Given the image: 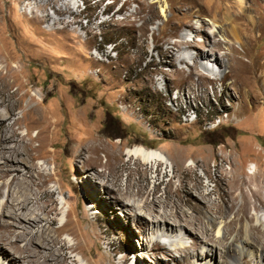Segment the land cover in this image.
<instances>
[{"label":"rangeland","instance_id":"rangeland-1","mask_svg":"<svg viewBox=\"0 0 264 264\" xmlns=\"http://www.w3.org/2000/svg\"><path fill=\"white\" fill-rule=\"evenodd\" d=\"M209 1L219 0H0V69L16 83L14 89L32 87L23 106L34 96L42 100L50 120L59 122L48 132L47 125L35 118H23L24 125L39 127L47 143L54 139L59 144L44 146L40 159L32 160L50 174L46 190L53 191L57 202L53 206L58 208L50 229L61 227L57 229L61 239L74 246L68 258L59 257L53 264H214L208 258L185 259L186 247L199 238L184 230L167 233L151 224L145 230L110 191L114 185L125 192L131 184L132 193L143 188L158 196L171 192L186 198L182 181L196 197L210 193L206 199L224 208L230 162L240 175H248L251 167H264V81L251 71L242 77L243 83L238 78L233 85L229 76L220 81L216 75L220 65L205 78L190 73L193 48H181L187 62L178 59L175 67L164 58L170 45L184 39L211 51L208 39L222 42L221 34L213 35L212 12H205ZM232 1L237 7L239 2L249 7L253 3L254 10H247L251 16L264 11V0ZM201 24L206 30L198 33L195 29ZM258 34L252 36L251 43L255 41L248 53L253 64L264 59V29ZM225 48L218 51L224 59ZM201 63L213 65L207 59ZM18 116L19 110L9 121ZM35 129L30 136L37 134ZM18 131L26 135L25 126ZM91 140L111 151L123 152L135 144L161 149L174 162V170L122 154L109 173L103 152L93 163L95 155L87 152ZM32 143L38 147V141ZM226 143L230 146L222 152ZM9 181L10 176L0 178V215L9 198ZM15 197L16 193L10 201ZM126 199L136 211L148 213L143 196L130 194ZM42 205L34 208L41 212ZM182 210L192 212L186 204ZM203 211L204 221L215 216L222 226L234 216L220 218L206 206ZM250 213L264 229V208L252 207ZM1 219L16 225L18 237L11 238L24 246L27 241L18 234L23 223L8 215ZM214 234L221 238L216 229ZM229 237L235 239V233ZM35 247L36 243L31 246ZM203 248L207 246L201 243L198 251ZM56 250L53 247V255ZM244 250L254 253L252 246L245 245ZM217 256L220 259L219 251ZM240 257L237 254V260ZM21 259L15 262L0 255V264H31L28 257Z\"/></svg>","mask_w":264,"mask_h":264},{"label":"bare ground","instance_id":"bare-ground-1","mask_svg":"<svg viewBox=\"0 0 264 264\" xmlns=\"http://www.w3.org/2000/svg\"><path fill=\"white\" fill-rule=\"evenodd\" d=\"M200 7L203 6L201 5ZM205 9L208 14L212 12V26L216 27L213 35L221 34L224 38L221 40L222 42L208 39L211 51L195 44V42L184 39L178 44L170 45L164 51V58H168L170 65L175 67L178 59L181 62H187V56L180 51L181 48H193L194 52L191 56L193 58V69L191 68L190 73H198L200 74L199 76L205 78L206 72L213 73L215 65H220L223 68H219L218 74H216L217 79L220 81L229 76L231 84L234 85L237 83L238 78L242 81V77L250 71L256 74L257 79L261 78L264 81V59L260 61L258 57L259 62L256 60L253 64L250 60L251 56L249 57L250 46L255 41L252 40L253 42L251 43L252 36L256 33L260 34L264 29V11L261 13L257 12L254 16H251L247 10H254L253 3L249 7L243 2H239L237 7L232 0H225L224 2L219 0L216 3L212 1ZM162 12L165 14V9H162ZM205 30L204 24L197 26L195 29L198 33L205 32ZM221 46H226V59L218 55ZM112 49L109 48L108 50L112 51ZM96 51L98 52V50ZM205 59L213 62V65L201 63V60ZM177 72L182 74V71ZM15 85L16 83L8 80L7 75H4L0 69V163H2L0 165V178L6 179L10 176L9 184L8 182L6 183V186L9 187V198L4 203L0 215V255L10 256L15 262L22 261L21 258L26 259L28 257V262L31 264H53L54 259L58 261L59 257L61 259L68 258V254L73 253L72 247L74 246L68 245L65 240L61 239V235L57 233V229L61 227H57L55 231L50 229L57 221L56 215L58 211V208L53 206L54 203H57L56 199L53 198V191L46 190L50 174L46 169L44 170L37 163L32 162V160L35 158L40 159L42 155L39 152L44 146L50 144L51 147H58L59 144L54 142V139H50L47 143L46 139L41 136V130L37 131L39 127L36 124L24 125L23 118L28 115L35 118L38 123L47 125L48 132L55 131L59 126V122L50 120L49 112L41 108L42 100L38 98L36 100L34 96L30 100L28 99L29 102L23 106V100L29 95L32 87H27L26 89L23 87L24 84L14 89ZM18 110L19 116L14 122H10L9 120ZM240 111L241 109L239 108L237 112L240 113ZM16 125H19L18 128H15ZM21 126H25L26 135L18 131ZM34 128H36L37 134L30 136V131ZM26 136L28 139H26ZM33 141H38V147L33 146ZM228 146L230 145L226 143L220 150L224 152ZM87 152L95 155L93 163L99 160V153L103 152L104 155H101L105 158V167L109 169V173L115 170V162L122 154L139 160L144 164L163 163L170 165L172 170H174L175 166L170 157L161 149L146 148L142 144L126 147L122 152L120 150L111 151L102 142H93L91 140ZM78 154L81 155L82 151H79ZM230 163L233 166L225 180V193L222 197L224 208L206 199L210 193L202 195L201 198L196 197L191 188L182 181V188L187 192L186 198H182L178 193L173 194L171 192H165V196L163 194L158 196L155 193H151V191H145L143 188L136 193H132L131 184L127 186L125 192L114 188V185L110 188V191L116 195L118 205L134 212L135 219L140 224L145 225V230L148 224H151L167 233L174 234L184 230L199 238V241L194 242L190 248L186 247L188 253L185 254V259L187 260L190 258L206 260L208 258L209 262L214 264H251V262L256 260L258 264H264V229L261 224L258 225L254 222V216L250 213L252 207L255 209L264 208V167L261 170L251 167L252 169L248 175H240L238 168L232 161ZM14 193H16V197L10 201ZM130 194L143 196L142 205L144 210L148 212L147 214L136 211L134 204L127 203L126 197ZM150 196L152 197L149 198ZM157 196L161 197L159 201L155 200ZM238 199H241V201L239 202ZM40 202H43L41 212L39 210L36 211L34 208ZM183 204L188 205L192 210L190 214L182 210ZM158 206H162L164 211L159 212L157 210ZM205 206L218 214L220 218H225L229 213H233L234 216L226 220L224 226H222L223 221L217 220L218 218L215 216H206V222L200 215L204 214ZM42 212L45 216L42 215ZM5 215L17 219L20 224L23 223V230L18 234H21L27 241L24 246L19 245L17 239L13 240L11 238L12 234L18 237L15 232L16 225L1 219ZM215 229L217 233H220V239H216L217 237L214 236ZM233 233H235V239H230L229 236ZM35 243L36 247L33 250L31 246H34ZM201 243L207 248H203V251L199 252L198 247ZM239 244H241V248ZM242 244L244 245L242 246ZM245 245L252 246L254 253L244 250ZM53 247H57L55 255H53ZM165 248L168 251L173 249L171 246H165ZM45 251H47V254H43ZM218 251L220 252V259L217 256ZM40 254H43L42 262L38 260ZM237 254L241 256L240 260H237Z\"/></svg>","mask_w":264,"mask_h":264},{"label":"clouds","instance_id":"clouds-1","mask_svg":"<svg viewBox=\"0 0 264 264\" xmlns=\"http://www.w3.org/2000/svg\"><path fill=\"white\" fill-rule=\"evenodd\" d=\"M157 170H158V169L156 168V170H155V171H156V173H157Z\"/></svg>","mask_w":264,"mask_h":264}]
</instances>
